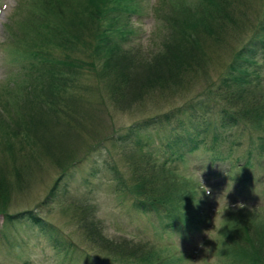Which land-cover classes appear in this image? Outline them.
<instances>
[{
  "label": "trees",
  "instance_id": "1",
  "mask_svg": "<svg viewBox=\"0 0 264 264\" xmlns=\"http://www.w3.org/2000/svg\"><path fill=\"white\" fill-rule=\"evenodd\" d=\"M141 3L29 1L23 20L34 34L26 43L29 52L24 59L28 61L15 77L14 86L6 88L5 95L0 94V216L4 223L17 221L23 214L10 213L11 193L25 185L22 173L36 158V147L47 142L51 127L83 125L78 114L84 104L77 98L85 78L95 82L88 89L99 94V108L107 101L114 110L129 112L132 104L141 103L146 95L188 90L216 58L215 53L230 50L229 62L215 82L206 81L197 98L148 115L97 143L108 141L119 151L127 167L125 179L112 168L119 175L116 180L120 191L132 196V205L138 211L166 219L165 231L189 232L196 229L194 222H204L202 195H209L203 192L208 188L183 172L193 153L202 148L212 152L213 157L201 160L199 167L215 175L233 169L251 170L264 162V0H161L152 10L161 22L157 43L146 51L130 47L131 22L140 15ZM250 15L258 18L256 23L249 21ZM250 25L254 29L249 38L239 48L234 47L236 32ZM6 29L16 43L17 34L9 24ZM204 115L216 116L218 125H212ZM182 119L180 132L173 128L157 147L149 141L146 133L151 129ZM229 128L248 136L246 155L235 160H231L232 154L240 150L236 139L229 142L223 158L215 147L204 146L206 137L211 135L214 143L220 142L219 130ZM94 149L90 147L89 151ZM70 155L74 153L66 154L64 160ZM73 160L69 165L81 161ZM222 164L228 169L222 171ZM64 165L63 170H67ZM67 172L62 173L64 177ZM196 173L198 177L202 174ZM262 178H243L241 183L264 182ZM248 196L246 193L245 198H237L245 205L240 209H253ZM71 207L69 212L83 242L95 253H81L87 264H180L179 259L147 242L109 239L93 207ZM238 214L220 254L231 264H264V223H256L242 211ZM211 215L208 213L209 218ZM208 217L206 223L210 225ZM30 219L41 231L52 233L38 217ZM68 246L77 252L71 242Z\"/></svg>",
  "mask_w": 264,
  "mask_h": 264
},
{
  "label": "rangeland",
  "instance_id": "2",
  "mask_svg": "<svg viewBox=\"0 0 264 264\" xmlns=\"http://www.w3.org/2000/svg\"><path fill=\"white\" fill-rule=\"evenodd\" d=\"M25 1L0 0V94L2 95H5L6 88L14 86L17 79L15 77L19 75L18 72H22L20 71L22 66H26L28 61L24 59L29 52L26 43L34 34L23 21L26 19L30 0ZM160 1L142 0L140 15L133 17L130 47L135 50L146 51L157 43L161 22L154 17L152 10ZM258 7L259 5L254 6V10H258ZM257 19L254 15L249 16V21L256 23ZM7 24L21 41L12 43L6 29ZM253 29L254 26L250 25L241 32L237 31L233 40L234 47L237 45L239 48L249 38ZM214 56L216 58L209 62L205 70L200 71L198 82L192 84L188 90L180 93L179 89H175L171 93L157 92L146 95L141 103H133L129 112L114 110L107 105V101L104 102L106 105L103 104V107L99 108V94L88 89L92 88L94 80L83 79L81 92L77 98L80 104H84L78 114L83 125H75V129L67 126L51 127L44 148L36 147V158L22 173L26 180L25 185L21 191L14 189L11 193L13 199L10 213L23 214L16 218L17 221L11 219L8 223H4L0 216V264H87L81 253L85 251L95 253L83 242L81 231L78 230V225L69 212L72 211V205H78L84 210L89 206L93 207L94 215L99 220L103 233L111 240L147 242L164 251L167 256L179 259L180 264H231L220 254L222 244L225 238L228 240L230 230L227 227L221 229V233L225 236L224 240L215 242L207 236L208 234L211 238H216L211 230L214 226L215 213L218 218L221 212V208H217V201L223 206L225 196L229 207L224 213V218L227 220L232 218L229 224L233 225L234 218L240 211L249 214L247 216L256 223H264V182L241 183L243 178L248 177L251 179L263 177L264 181L263 161H261L262 165L253 166L251 170L233 169L228 170L230 173L215 175L209 174L208 169L202 171L199 167L200 161L213 157V153L203 148L193 153L185 164L187 170L183 172L187 171L201 187L204 185L211 190L210 195H202L205 201L202 213L205 223L196 225L194 222L196 229L189 232L171 233L163 230V220L166 219L157 214H144L138 211L132 205L130 198L132 196L120 191L116 180L119 175L112 168L115 167L120 177L125 179L127 167L123 164L119 151L113 149L108 141L97 145L103 138H109L115 132L121 133L135 121L157 111L164 112L171 107H179L197 98L208 81L218 78L231 58L230 50L215 53ZM204 116L212 125H218L216 116ZM182 123H184L183 119L174 121L161 128L151 129L146 134L149 141L157 147L165 141L173 128H177L180 132ZM218 134L221 138L220 142L214 143L210 135L205 138L204 146L215 147L217 155L223 158L227 153L229 142L236 139L240 144V150L233 152L231 160L246 155L249 144L245 132L241 134L240 130L229 128L219 130ZM93 146L95 149L90 152L89 149ZM69 153L74 155L68 156L65 161V155ZM72 159L82 160L77 164L69 165ZM225 163L227 164V161ZM63 165L67 170H63ZM191 166L194 168L192 171ZM222 168V171L228 169L225 164H222ZM196 171L202 174L198 177L199 173L197 174ZM63 172H67L68 175L64 177ZM246 193L249 194L248 198L254 205L253 209L237 208L236 205L242 201L237 198L244 197ZM208 213L212 214L210 218ZM33 217H38L41 224L46 225L47 231L51 230L52 233L41 231L39 225L31 221L30 218ZM207 217L210 225L206 223ZM54 230L58 234L54 235ZM70 242L77 248L76 253L70 250L71 246L66 247Z\"/></svg>",
  "mask_w": 264,
  "mask_h": 264
},
{
  "label": "clouds",
  "instance_id": "3",
  "mask_svg": "<svg viewBox=\"0 0 264 264\" xmlns=\"http://www.w3.org/2000/svg\"><path fill=\"white\" fill-rule=\"evenodd\" d=\"M200 183L203 185V183L201 182L200 180ZM204 186V185H203ZM205 188V187H204ZM207 189V188H205ZM203 192H207L209 195L211 194V190L210 189H207V191H203ZM201 195V194H200ZM217 208H221V212H220V215L219 217L217 218L216 216V213H215V216H214V219H213V228L211 231H213L215 233V239L211 238L207 233V236L209 237V239L213 240V241H217V240H224V235L221 233V229L227 227L229 230H231L232 228L230 227V224H229V220L225 219L224 218V213L226 212V210H228V202L226 201L225 199V196H224V201H223V206H221L218 201H217ZM237 208H244L245 205L242 204V203H238L236 205ZM217 210V209H216ZM210 232V231H209ZM178 246H179V243H178ZM180 249V248H179Z\"/></svg>",
  "mask_w": 264,
  "mask_h": 264
}]
</instances>
